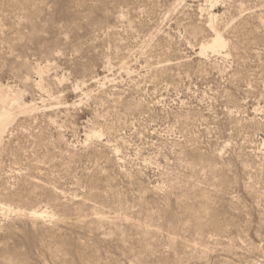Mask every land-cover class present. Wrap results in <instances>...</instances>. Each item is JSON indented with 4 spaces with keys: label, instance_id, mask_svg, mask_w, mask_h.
I'll use <instances>...</instances> for the list:
<instances>
[{
    "label": "rangeland",
    "instance_id": "obj_1",
    "mask_svg": "<svg viewBox=\"0 0 264 264\" xmlns=\"http://www.w3.org/2000/svg\"><path fill=\"white\" fill-rule=\"evenodd\" d=\"M0 87V264H264V0H0Z\"/></svg>",
    "mask_w": 264,
    "mask_h": 264
},
{
    "label": "bare ground",
    "instance_id": "obj_2",
    "mask_svg": "<svg viewBox=\"0 0 264 264\" xmlns=\"http://www.w3.org/2000/svg\"><path fill=\"white\" fill-rule=\"evenodd\" d=\"M211 1L215 2V0H210V2ZM213 30H214V28H213ZM215 31H217V30L215 29ZM213 34H214L215 38L211 41V43L207 44L205 46H202L201 49H202L203 53L206 52L208 49H211L212 51L217 53V51L219 49H221L222 47H225V46H223L225 44H224V39L222 37H220L221 35L219 36L218 34H215V33H213ZM29 108L30 107H28V108L25 107L24 103L22 102V95L19 92H16V91L12 90L11 88L8 89V88L0 87V143L2 142L3 136L6 133L8 126L12 122H14L16 115H18L20 112H24L25 110H28ZM42 212H44V211H42ZM38 214H39L38 211H36V212L31 213V216L39 217V216H42L44 213H42L41 215H38ZM29 217H30V215H29ZM98 220L105 221L106 219L100 218ZM198 227L201 229L202 223L199 222Z\"/></svg>",
    "mask_w": 264,
    "mask_h": 264
}]
</instances>
